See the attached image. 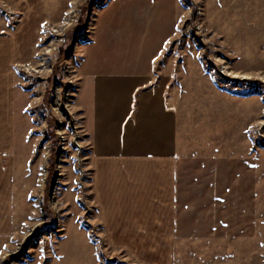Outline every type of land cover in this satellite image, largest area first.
Returning a JSON list of instances; mask_svg holds the SVG:
<instances>
[{"label": "rangeland", "instance_id": "1", "mask_svg": "<svg viewBox=\"0 0 264 264\" xmlns=\"http://www.w3.org/2000/svg\"><path fill=\"white\" fill-rule=\"evenodd\" d=\"M0 36V102L10 90L12 104L0 264H97L98 251L139 262L96 242L84 43L85 75L154 61L168 82L173 264H264V0H0Z\"/></svg>", "mask_w": 264, "mask_h": 264}, {"label": "crops", "instance_id": "2", "mask_svg": "<svg viewBox=\"0 0 264 264\" xmlns=\"http://www.w3.org/2000/svg\"><path fill=\"white\" fill-rule=\"evenodd\" d=\"M81 53L83 69H79L85 87L90 84L87 103L85 90L81 100L92 191L101 226L96 242L102 244L103 236L112 253L137 256L136 264H173L180 233L178 123L170 104L172 96L167 94L168 82L154 72V61L143 72L121 70L88 76L85 43ZM8 69L14 70L11 65ZM11 105V91L4 90L0 102L2 158L11 150ZM6 208L0 202V221L8 214ZM98 252L97 264H129L111 256L103 258Z\"/></svg>", "mask_w": 264, "mask_h": 264}, {"label": "snow or ice", "instance_id": "3", "mask_svg": "<svg viewBox=\"0 0 264 264\" xmlns=\"http://www.w3.org/2000/svg\"><path fill=\"white\" fill-rule=\"evenodd\" d=\"M6 247V246H5Z\"/></svg>", "mask_w": 264, "mask_h": 264}]
</instances>
